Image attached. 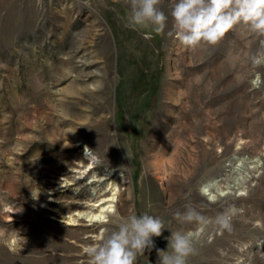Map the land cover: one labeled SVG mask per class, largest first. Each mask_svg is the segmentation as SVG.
Listing matches in <instances>:
<instances>
[{
	"label": "rangeland",
	"instance_id": "1",
	"mask_svg": "<svg viewBox=\"0 0 264 264\" xmlns=\"http://www.w3.org/2000/svg\"><path fill=\"white\" fill-rule=\"evenodd\" d=\"M30 1L47 28L0 30V264H264V0H0V29ZM86 147L131 197L68 225L44 203L75 208Z\"/></svg>",
	"mask_w": 264,
	"mask_h": 264
},
{
	"label": "bare ground",
	"instance_id": "2",
	"mask_svg": "<svg viewBox=\"0 0 264 264\" xmlns=\"http://www.w3.org/2000/svg\"><path fill=\"white\" fill-rule=\"evenodd\" d=\"M12 7L14 9L15 5H13ZM68 10H69V7H64L61 10L53 12V15L55 16L56 19H65L68 15ZM49 12H52V10L48 9V10H45V12L43 13L42 11L39 12V10H37L33 6L32 1H30L28 3H25L23 6L18 7L17 12L15 13L12 12L13 16H11L12 13L11 14L9 13L7 15L8 18L3 24V28L0 30L2 31L3 35L10 34V32L14 29L18 31L21 28L29 29V28L35 27L36 30H38L39 21L41 20H44V22L40 26H42L43 28H47L49 25L48 22H50ZM52 26L54 27L53 24ZM54 28L60 30L59 33L65 34L67 32V28L62 27L61 25H57ZM86 37L87 36H83V38H79L78 39L79 42L77 45H81L83 41H86L85 40ZM60 68L61 66L56 67V71H59ZM98 92L100 94V97L103 99V101L99 102L97 108L101 110L103 108L108 109L109 108L108 97H107L108 86L107 85L102 86ZM67 122L69 123L70 121H67L64 119L62 120V123H67ZM102 122L103 120L97 121L94 127L99 126ZM185 126L186 125L182 123L181 129L186 130ZM83 128H85V126ZM190 137H192V135ZM76 157H77L76 160L73 161L68 166L67 171L65 172V174L67 173L68 176L64 177L63 180L64 182H66L65 185H68L69 187L74 186V185L76 186L77 191L73 193L74 195H79L81 194L80 192H82L83 196H80V198L78 199L79 201L74 203L75 208H73L69 212L60 211L59 208L51 205L50 202H45L44 206L46 208L48 207L51 208L53 213L57 212L59 215H61L66 220V224L68 225H78L77 220H79L80 217H83L84 220L89 221V224H92V225L103 222L105 214L111 211L113 207L116 205L118 206L119 213L124 215L120 202L122 200L123 194H125L126 197H128L130 196L131 192L126 187L125 188L127 190L122 192L119 186V179H118L119 175L121 174H118V173L116 174V172H114V169L102 168L101 161L98 159L97 156H95V154L93 153L92 150L89 149V147H86L84 152L79 155L77 154ZM188 157L189 155L186 154V159L183 160L182 166L180 168L182 172L187 175L185 176L187 181H190L193 178V176L198 172V170L202 169L203 165L201 166L200 165L201 162L199 163L195 159H188ZM159 164L161 163L156 162L155 166L157 167ZM158 168L156 169L159 172L160 169ZM159 176L160 175H158L157 177L160 178ZM122 178L124 177L122 176ZM214 179L212 178V179L205 180L204 182L200 183V189L204 191L205 194H207L210 199H214L216 195H221L225 193V191L222 188H220L219 185H216L214 183ZM49 201H54V198H50ZM98 235H99L98 233L95 234V236H98Z\"/></svg>",
	"mask_w": 264,
	"mask_h": 264
}]
</instances>
